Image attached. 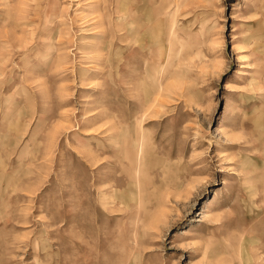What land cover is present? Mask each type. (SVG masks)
Masks as SVG:
<instances>
[{"label":"rangeland","instance_id":"374dc122","mask_svg":"<svg viewBox=\"0 0 264 264\" xmlns=\"http://www.w3.org/2000/svg\"><path fill=\"white\" fill-rule=\"evenodd\" d=\"M0 264H264V0H0Z\"/></svg>","mask_w":264,"mask_h":264},{"label":"bare ground","instance_id":"6f19581e","mask_svg":"<svg viewBox=\"0 0 264 264\" xmlns=\"http://www.w3.org/2000/svg\"><path fill=\"white\" fill-rule=\"evenodd\" d=\"M132 161V160H131Z\"/></svg>","mask_w":264,"mask_h":264}]
</instances>
